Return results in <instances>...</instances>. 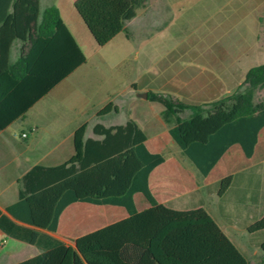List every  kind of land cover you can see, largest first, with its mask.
<instances>
[{"label": "crops", "instance_id": "1", "mask_svg": "<svg viewBox=\"0 0 264 264\" xmlns=\"http://www.w3.org/2000/svg\"><path fill=\"white\" fill-rule=\"evenodd\" d=\"M39 3L41 9L51 4L58 7L85 61L40 95L56 76L61 60L55 59V54L51 60L50 44L32 48V24L24 23L25 15L10 14L0 22V123L4 125L0 129L1 212L17 201L18 179L28 169L37 164L57 165L72 157L73 135L80 126H85L86 138H99L93 133L95 125L108 127L132 119L145 134L146 149L161 153L172 146V135L160 117L162 106L149 100L148 92L206 105L229 95L242 82L240 57L224 47L164 45L160 49L147 47L144 52L140 43L134 49L133 64L127 67L128 43L170 34L174 5L170 0H147L125 25L122 13L129 0ZM15 26L21 28L18 35ZM158 51L161 55L155 59ZM21 52L28 60L16 64ZM192 53L198 55H187ZM105 106H112L111 110L100 113ZM178 151L172 148L148 174L147 186L155 201L176 210L204 208L250 264H264V239L253 237L264 236V231H247L264 215V125L257 131L249 156L240 142L231 143L199 185ZM228 175L232 181L220 195L219 181ZM140 195L133 194L138 211L149 207ZM127 215L121 205L73 201L61 210L54 236L72 244L76 238ZM11 239L0 230V264H16L38 254L34 245L24 241L8 246Z\"/></svg>", "mask_w": 264, "mask_h": 264}, {"label": "trees", "instance_id": "2", "mask_svg": "<svg viewBox=\"0 0 264 264\" xmlns=\"http://www.w3.org/2000/svg\"><path fill=\"white\" fill-rule=\"evenodd\" d=\"M146 2L129 0L122 13L123 24ZM10 14L25 15L24 23L31 22L32 48L50 44L51 60L54 54L61 60L56 76L40 95L85 61L56 5L41 9L39 0H0V22ZM14 30L18 35L21 28ZM27 60L21 52L16 64ZM260 91L263 94L257 100ZM148 99L162 106L160 117L172 135V146L163 152L146 149L145 134L132 119L108 127L95 125L93 133L99 138H86L85 126H80L73 135L70 159L57 165H34L18 179L17 201L5 213L0 211V230L34 245L38 254L16 264H250L204 208L176 210L157 203L147 177L172 148L180 149L177 155L194 172L198 185L231 143L240 142L249 156L257 131L264 125V63L250 67L229 95L206 105L151 91ZM111 107L105 106L100 113ZM194 145L207 152L194 159L190 153ZM231 181V175L220 179V195ZM136 192L149 207L136 209ZM73 201L121 205L128 215L66 244L54 232L61 210ZM247 231H264V215Z\"/></svg>", "mask_w": 264, "mask_h": 264}, {"label": "rangeland", "instance_id": "3", "mask_svg": "<svg viewBox=\"0 0 264 264\" xmlns=\"http://www.w3.org/2000/svg\"><path fill=\"white\" fill-rule=\"evenodd\" d=\"M170 1L174 4L171 12V19L173 20L169 27L170 34L168 37L156 36L149 38L148 42L144 40L145 42L134 41L131 44L128 43L126 45L128 49H125L127 67L133 64L134 49L140 43L139 49L144 52L147 47L158 46L160 49L164 45L229 48L233 54L240 57L238 73L241 80L244 79L245 73L250 67L264 63L263 0ZM157 55H161L159 51L154 54L155 59H158ZM187 55L196 57L198 54ZM191 61L194 63L193 58ZM262 94V91L257 93L256 99L261 98ZM116 119L118 120L119 116ZM206 152L207 148L200 145H194L190 149L194 159L203 156ZM140 198L145 200L142 195H140ZM253 237L257 240L264 239L263 235L255 234ZM18 243V240L11 239L8 246L14 247ZM237 247L240 249L238 245ZM260 250H256V255H260Z\"/></svg>", "mask_w": 264, "mask_h": 264}, {"label": "built area", "instance_id": "4", "mask_svg": "<svg viewBox=\"0 0 264 264\" xmlns=\"http://www.w3.org/2000/svg\"><path fill=\"white\" fill-rule=\"evenodd\" d=\"M22 136H26V134H25V133H23V134H22Z\"/></svg>", "mask_w": 264, "mask_h": 264}]
</instances>
